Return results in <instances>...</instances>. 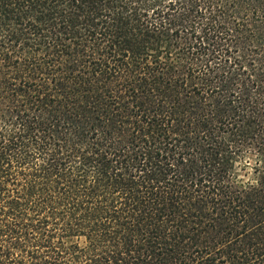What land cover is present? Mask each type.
<instances>
[{
    "label": "trees",
    "instance_id": "trees-1",
    "mask_svg": "<svg viewBox=\"0 0 264 264\" xmlns=\"http://www.w3.org/2000/svg\"><path fill=\"white\" fill-rule=\"evenodd\" d=\"M0 264H264V0H0Z\"/></svg>",
    "mask_w": 264,
    "mask_h": 264
},
{
    "label": "clouds",
    "instance_id": "clouds-1",
    "mask_svg": "<svg viewBox=\"0 0 264 264\" xmlns=\"http://www.w3.org/2000/svg\"><path fill=\"white\" fill-rule=\"evenodd\" d=\"M249 171H251V168H249Z\"/></svg>",
    "mask_w": 264,
    "mask_h": 264
}]
</instances>
